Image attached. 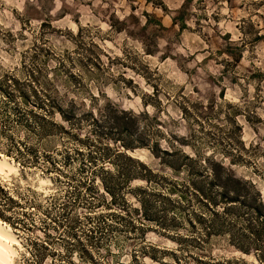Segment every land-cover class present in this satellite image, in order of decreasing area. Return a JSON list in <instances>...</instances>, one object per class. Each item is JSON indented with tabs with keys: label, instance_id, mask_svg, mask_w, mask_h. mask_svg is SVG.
I'll list each match as a JSON object with an SVG mask.
<instances>
[{
	"label": "clouds",
	"instance_id": "1",
	"mask_svg": "<svg viewBox=\"0 0 264 264\" xmlns=\"http://www.w3.org/2000/svg\"><path fill=\"white\" fill-rule=\"evenodd\" d=\"M0 89V264H264V0H0Z\"/></svg>",
	"mask_w": 264,
	"mask_h": 264
},
{
	"label": "trees",
	"instance_id": "2",
	"mask_svg": "<svg viewBox=\"0 0 264 264\" xmlns=\"http://www.w3.org/2000/svg\"><path fill=\"white\" fill-rule=\"evenodd\" d=\"M2 90V89H0ZM25 99H27V97H25ZM199 191H201V194H204L203 190L202 189H198ZM227 195V193H225V196ZM208 198H211V193L209 192L207 195H206V199ZM221 199H225V197H221ZM257 213L260 214V215H264V213H260L259 212V209H256Z\"/></svg>",
	"mask_w": 264,
	"mask_h": 264
}]
</instances>
